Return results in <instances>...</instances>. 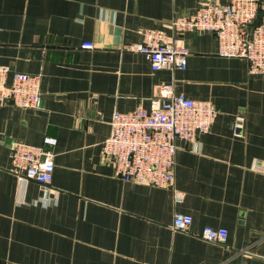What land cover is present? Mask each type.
Here are the masks:
<instances>
[{"label": "crops", "instance_id": "obj_1", "mask_svg": "<svg viewBox=\"0 0 264 264\" xmlns=\"http://www.w3.org/2000/svg\"><path fill=\"white\" fill-rule=\"evenodd\" d=\"M227 1L0 0V66L39 75L42 98L39 109L0 105V264H264V75L220 57L209 32L183 35L184 70L152 71L126 49ZM162 84L216 109L196 145L175 143L178 204L171 189L117 178L101 152L112 114L148 109ZM45 137L55 140L51 183L19 180L10 146ZM178 212L192 218L187 231L171 227ZM204 227L225 229V242L202 240Z\"/></svg>", "mask_w": 264, "mask_h": 264}, {"label": "built area", "instance_id": "obj_2", "mask_svg": "<svg viewBox=\"0 0 264 264\" xmlns=\"http://www.w3.org/2000/svg\"><path fill=\"white\" fill-rule=\"evenodd\" d=\"M168 25L171 35L162 30L144 31L140 42L126 49L143 54L152 71L184 70L189 50L183 35L209 32L216 36L220 57L245 60L250 74L264 75V5L259 0L207 4L189 16L173 18ZM81 47L94 46L85 42ZM41 102L39 75L10 72L7 66H0V105L39 109ZM215 114L210 101L188 99L175 94L171 85L162 84L148 109L138 106L130 112L112 114L109 136L102 142V155L120 180L171 189L178 204L184 194L173 190L175 143L182 140L196 145L198 136L210 130ZM243 123L241 115L234 117L235 136L242 133ZM54 144L50 137L43 138L41 146L12 144L11 172L19 180L32 179L48 186L54 169L48 147ZM191 221L190 215L178 212L171 227L187 231ZM199 236L204 241L223 244L227 232L223 228L204 227Z\"/></svg>", "mask_w": 264, "mask_h": 264}]
</instances>
